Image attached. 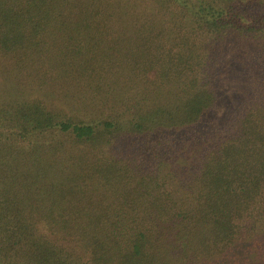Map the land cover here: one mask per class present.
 I'll return each mask as SVG.
<instances>
[{"label":"trees","instance_id":"trees-1","mask_svg":"<svg viewBox=\"0 0 264 264\" xmlns=\"http://www.w3.org/2000/svg\"><path fill=\"white\" fill-rule=\"evenodd\" d=\"M0 264H264V0H0Z\"/></svg>","mask_w":264,"mask_h":264},{"label":"rangeland","instance_id":"rangeland-1","mask_svg":"<svg viewBox=\"0 0 264 264\" xmlns=\"http://www.w3.org/2000/svg\"><path fill=\"white\" fill-rule=\"evenodd\" d=\"M225 60L227 61L225 71L219 76L215 84V90L219 98V109L215 114L218 116L226 111L230 114L234 103L241 98L239 91L248 80L244 70L240 69L239 63L234 61L236 60V55L233 54L232 47L225 50ZM228 103H230V106L227 110Z\"/></svg>","mask_w":264,"mask_h":264}]
</instances>
